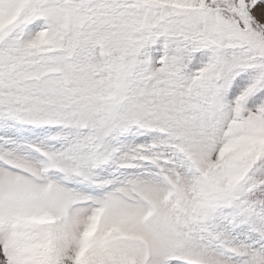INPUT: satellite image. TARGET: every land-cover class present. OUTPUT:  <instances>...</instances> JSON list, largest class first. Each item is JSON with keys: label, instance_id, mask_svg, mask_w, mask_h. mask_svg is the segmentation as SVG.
Here are the masks:
<instances>
[{"label": "snow or ice", "instance_id": "obj_1", "mask_svg": "<svg viewBox=\"0 0 264 264\" xmlns=\"http://www.w3.org/2000/svg\"><path fill=\"white\" fill-rule=\"evenodd\" d=\"M0 264H264V0H0Z\"/></svg>", "mask_w": 264, "mask_h": 264}]
</instances>
